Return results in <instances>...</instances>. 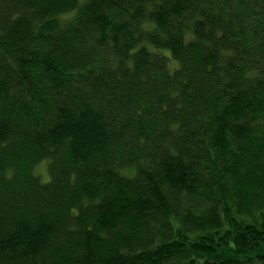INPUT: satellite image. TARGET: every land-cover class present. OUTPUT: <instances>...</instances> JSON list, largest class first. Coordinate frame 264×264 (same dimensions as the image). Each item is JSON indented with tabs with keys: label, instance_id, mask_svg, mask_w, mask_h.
<instances>
[{
	"label": "trees",
	"instance_id": "trees-1",
	"mask_svg": "<svg viewBox=\"0 0 264 264\" xmlns=\"http://www.w3.org/2000/svg\"><path fill=\"white\" fill-rule=\"evenodd\" d=\"M0 264H264V0H0Z\"/></svg>",
	"mask_w": 264,
	"mask_h": 264
},
{
	"label": "rangeland",
	"instance_id": "rangeland-1",
	"mask_svg": "<svg viewBox=\"0 0 264 264\" xmlns=\"http://www.w3.org/2000/svg\"><path fill=\"white\" fill-rule=\"evenodd\" d=\"M45 165L43 166H40L37 171L35 172V174L37 176H39L38 174H40L41 176V181L44 182V183H48L50 180H51V177H50V174H49V171L47 172V163H44ZM39 176V177H40Z\"/></svg>",
	"mask_w": 264,
	"mask_h": 264
}]
</instances>
